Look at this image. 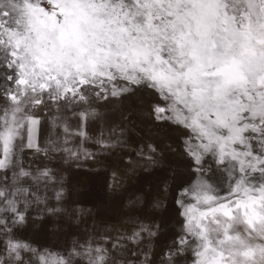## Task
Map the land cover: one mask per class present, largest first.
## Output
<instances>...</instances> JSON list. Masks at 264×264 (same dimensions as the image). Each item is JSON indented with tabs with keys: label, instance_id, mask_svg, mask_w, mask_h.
I'll return each mask as SVG.
<instances>
[{
	"label": "snow or ice",
	"instance_id": "snow-or-ice-1",
	"mask_svg": "<svg viewBox=\"0 0 264 264\" xmlns=\"http://www.w3.org/2000/svg\"><path fill=\"white\" fill-rule=\"evenodd\" d=\"M0 264H264V0H0Z\"/></svg>",
	"mask_w": 264,
	"mask_h": 264
},
{
	"label": "rangeland",
	"instance_id": "rangeland-1",
	"mask_svg": "<svg viewBox=\"0 0 264 264\" xmlns=\"http://www.w3.org/2000/svg\"><path fill=\"white\" fill-rule=\"evenodd\" d=\"M109 112L114 111L112 109ZM116 119H120V113H116ZM133 121V126L138 128L135 124V117H130ZM116 158L113 157L112 160ZM104 169L92 170V174H89L87 170L73 171L70 178L73 184L78 185L77 191L79 192V199L83 201L87 206L91 207L96 205L101 210L107 209L111 205V193L103 182L98 178L96 173L102 172Z\"/></svg>",
	"mask_w": 264,
	"mask_h": 264
}]
</instances>
